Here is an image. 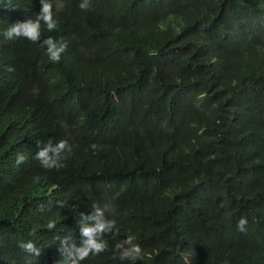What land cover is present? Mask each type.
Returning a JSON list of instances; mask_svg holds the SVG:
<instances>
[{"label":"trees","instance_id":"1","mask_svg":"<svg viewBox=\"0 0 264 264\" xmlns=\"http://www.w3.org/2000/svg\"><path fill=\"white\" fill-rule=\"evenodd\" d=\"M51 2L58 63L3 36L39 0H0V264L30 239L36 264H63L93 204L120 234L82 264H130L113 258L129 236L135 264H264V0ZM49 139L66 167L35 158Z\"/></svg>","mask_w":264,"mask_h":264},{"label":"clouds","instance_id":"2","mask_svg":"<svg viewBox=\"0 0 264 264\" xmlns=\"http://www.w3.org/2000/svg\"><path fill=\"white\" fill-rule=\"evenodd\" d=\"M40 9L35 17H29L22 22L11 24L10 27L3 32L6 39L25 38L33 43H41L45 49L50 61L58 63L61 59V54L67 49V43L57 41L49 36L43 40L42 31L46 26L48 32H52L57 28L58 21L54 18L53 4L51 0H39ZM63 7L62 5L60 6ZM79 7L83 11H89L92 8L91 0H81ZM93 148L96 145H92ZM38 150L35 153V158L40 162L45 169H56L66 167L64 160L66 154H71L72 147L68 140L60 139L53 143L51 139L47 142L38 143ZM26 156L23 153H17L15 163L20 165L26 161ZM60 208L65 207L64 201H57ZM107 206L99 204L92 205V211L88 214L81 213L80 224V243L77 245L71 241L70 237H65L60 240V252L63 257V264H82L90 256H96L109 250L108 240L106 236L111 235L116 239L120 234V229L117 226V221L114 214L110 217L106 215ZM248 221L241 217L237 222L239 231H246ZM48 230L56 228V222L51 221L47 224ZM35 234L33 233V236ZM19 247L25 252V264H36L43 251V248L38 246L34 239L21 242ZM118 253V256L116 255ZM113 258H118L121 261H129L130 264H135L137 260L143 258L142 248L135 242V237L129 236L126 239L118 240L114 247ZM223 264H229L227 260Z\"/></svg>","mask_w":264,"mask_h":264}]
</instances>
